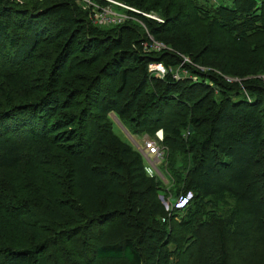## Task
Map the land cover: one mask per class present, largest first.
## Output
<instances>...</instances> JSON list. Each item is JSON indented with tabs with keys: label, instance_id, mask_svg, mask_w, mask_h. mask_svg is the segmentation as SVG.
<instances>
[{
	"label": "trees",
	"instance_id": "obj_1",
	"mask_svg": "<svg viewBox=\"0 0 264 264\" xmlns=\"http://www.w3.org/2000/svg\"><path fill=\"white\" fill-rule=\"evenodd\" d=\"M117 1L135 20L0 0V264H264V0ZM184 57L197 80L148 71ZM112 113L162 129L172 189Z\"/></svg>",
	"mask_w": 264,
	"mask_h": 264
},
{
	"label": "built area",
	"instance_id": "obj_2",
	"mask_svg": "<svg viewBox=\"0 0 264 264\" xmlns=\"http://www.w3.org/2000/svg\"><path fill=\"white\" fill-rule=\"evenodd\" d=\"M81 3L83 4V8L87 9L89 12V17L92 20L93 24L98 25V26H106L109 24H115V23H124L128 20H135V18L130 15L128 12H138L137 9L126 5L120 1L117 0H105L107 1L106 4H101L95 0H80ZM119 8V10H118ZM142 13V15L148 17V18H152L156 21L161 22V18L158 17L157 15L155 16L154 13L152 12H140V14ZM151 38V37H150ZM150 50H154V51H159L161 49H168L170 50L168 47H166L163 43L154 40L153 38H151V43H150ZM187 63H191V61L184 57L182 63L172 69V68H168L166 69L165 66L160 63V62H153L148 64V71L151 73H154L155 75L159 76V77H164V75L166 73H172L173 77L176 79H183L185 77L187 78H191V80L195 81L197 80V75L191 74L190 72H188V70L182 66V64H184V62ZM194 64V63H192ZM194 67H196L197 69H200L201 71H204L205 68L200 66V65H194ZM208 70V69H207ZM224 78L228 81V82H232V81H236L235 78L229 77V76H224ZM258 78L261 79V82L264 84V73L258 75ZM245 94L247 95V93L245 92ZM163 140V132L162 130H158L156 132V137L154 138H145L144 140V145L143 148V156H145L146 160L148 161V163L150 164V166H145V169L147 171V173L150 176L153 175H158L155 171V163L157 161H161L164 157V152L165 149H163V147L159 146L157 144V141H162ZM160 148L162 149V151L160 150ZM187 198H184L182 200L184 204V202L186 201ZM161 200L163 201L165 207L167 210H171L173 209V207H178V201H176L174 204H172L171 199L167 198L164 199L163 197H161ZM164 217L162 218V221H164Z\"/></svg>",
	"mask_w": 264,
	"mask_h": 264
},
{
	"label": "rangeland",
	"instance_id": "obj_3",
	"mask_svg": "<svg viewBox=\"0 0 264 264\" xmlns=\"http://www.w3.org/2000/svg\"><path fill=\"white\" fill-rule=\"evenodd\" d=\"M53 0H49V2H52ZM76 1V0H75ZM210 2L212 3H216V4H221V5H225V6H232L233 5V0H209ZM77 2L81 5V7L83 8V4L81 3L80 0H77ZM48 5V4H47ZM85 10V9H84ZM119 10V8H118ZM154 13V15L160 17L157 13L155 12H152ZM152 19V18H151ZM119 24H122V23H115V24H109V25H106V26H114V25H119ZM43 49L46 51L48 49H51V47H45L43 46ZM232 77V76H230ZM232 78H235V80L237 82H240V78L238 77H232ZM15 93H17L19 91V89H12ZM111 120H112V127H113V131L116 135H118L123 141H125L126 143L128 144H131L136 150H138L139 152H141V154L143 153L144 149L143 148V145H144V140L145 138H149L148 135L146 134H143L141 136H139L138 134H130L126 129L125 127L123 126V124L121 123V121L119 120L118 116L116 113H112L111 114ZM159 130V129H158ZM157 130V131H158ZM156 131V132H157ZM157 144L161 147L160 145V141H157ZM160 150L162 151V149L160 148ZM164 157L163 159L159 162L157 161L155 163L156 167H155V171L156 173L158 174L157 177H159L161 179V181L163 182V184L166 186V187H170L171 189L173 188V185L172 183L168 182V173L166 172L165 170V162H166V159H165V156H166V149H165V152H164ZM176 153H181V152H176ZM143 156V154H142ZM177 159L175 164L176 166H178V163L179 161H181V155L180 154H177ZM143 163L145 166H150V164L148 163V161L146 160L145 156H143ZM22 174V173H21ZM168 174V175H167ZM172 175V174H171ZM16 186L17 183H16ZM15 186V187H16ZM30 189V186H27V187H24L22 189V191L24 193H28V190ZM180 197L176 198L177 200H173L171 199V202L172 204H174L176 201H178V207L182 206V203L184 200L182 199H179ZM230 205H232V201L229 202V205L227 206H224V209L225 211L228 210V208L230 207Z\"/></svg>",
	"mask_w": 264,
	"mask_h": 264
}]
</instances>
